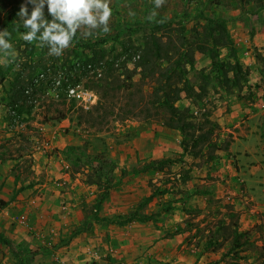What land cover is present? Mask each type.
<instances>
[{
	"label": "rangeland",
	"instance_id": "rangeland-1",
	"mask_svg": "<svg viewBox=\"0 0 264 264\" xmlns=\"http://www.w3.org/2000/svg\"><path fill=\"white\" fill-rule=\"evenodd\" d=\"M22 3L0 0V31L11 33L19 52L15 63L0 64V115L7 121L1 129L10 137L2 144L1 176L14 180L0 198V233L15 250L0 243V264H264V0H166L159 9L153 0H112L110 33L78 34L59 58L8 26L11 7ZM153 10L158 15L150 21ZM216 18L226 21L239 82L226 66L223 85L207 36V51L194 50L195 61L186 66L194 93L175 104L192 111L184 152L180 132L152 108V80L137 74L128 81L126 71L154 28L162 38L198 45L208 34L207 19ZM15 21L23 25L18 12ZM215 49L218 60L234 64L227 48ZM18 74L30 80L21 115L7 106ZM104 76L117 84L107 99L93 87ZM68 87L94 92L96 103L81 108L67 97ZM163 159L171 162L162 171L132 173ZM134 211L151 219L122 226L94 221L95 214ZM86 221L91 226L74 234Z\"/></svg>",
	"mask_w": 264,
	"mask_h": 264
},
{
	"label": "trees",
	"instance_id": "trees-1",
	"mask_svg": "<svg viewBox=\"0 0 264 264\" xmlns=\"http://www.w3.org/2000/svg\"><path fill=\"white\" fill-rule=\"evenodd\" d=\"M9 4V3H8ZM7 3L4 4L3 7H6ZM17 12H19V9L15 8L14 6L11 7V11L7 15V21L8 26L11 27L16 32L19 33H25L27 32V29L23 27V25L16 24V15ZM207 25H208V34L204 37V40L200 41V43L197 45H186L185 38L181 37L180 42L176 43L174 40H171L169 34L165 35V37L158 36L156 33V29L154 28L151 33H149L143 42V45L136 47L135 55L138 56L137 61L134 63L133 68L131 71H126V79L128 81H131L132 77L135 75H140L146 79H151L153 86L151 91V104L152 108L154 110L162 111L166 114V120L164 122L165 126L178 130L180 134L182 135V141H183V151L185 152L187 150V143L185 140V136L187 135L185 133L186 131V124L185 121L186 118L190 117L192 115V111H189L190 109H179L175 106V104L182 98V94H186L188 96H191V93H194L192 87L189 86L188 82L186 81V75L188 72V69L186 66H189V69L192 67L195 56H194V50H197L199 52H206L207 49H205V44L207 36L212 38V44L211 48L209 49V53H207L212 60V63L215 67V70L219 77H222V83L223 85H226L229 82L228 74H227V68H233L235 69L234 75H235V83L238 84L239 78V65H238V59H237V52L235 47L233 46L232 40L227 32L226 29V21L222 18H216V19H207ZM132 28L135 27L131 26ZM169 31V29H168ZM211 33H216V37H213ZM216 46H223L228 49L230 52L229 55L234 59V64L232 63H225L220 60H218V52L216 51ZM86 47V46H85ZM213 47V48H212ZM77 56V55H76ZM78 58V57H77ZM227 66V68H226ZM113 69L108 67L107 73L110 74V72ZM109 78L103 77L98 79L99 81L96 82V84L93 85V87L96 88V90H99L100 98L101 99H107L109 95H111V91L114 90L113 85L115 84L114 81H108ZM29 79L27 77H24L21 74H18L16 76L11 85H10V91L7 94L8 97V103L7 106L10 107V109L17 113V115H21L23 111V104L20 105V101H24L26 94H28V85ZM131 83L129 82L130 87ZM181 84V86H179ZM117 85V84H115ZM200 90L204 92L205 87L200 86ZM200 91V93H201ZM200 95H197L199 97ZM103 106V101H99L97 106ZM96 109L95 111H99L101 107ZM105 106V105H104ZM29 113V111H28ZM64 118L63 115H61L60 119ZM92 118V121L95 120V118L91 115L89 119ZM170 159H163V160H157V161H150L148 164L144 165L141 169L138 170H132L133 174H139L147 171L148 169H155L158 171H162L163 167L170 163ZM100 172L101 168L97 169ZM101 182V177L98 178V181ZM108 181V180H107ZM104 195V194H103ZM152 199V196H148L142 200V202L139 204L138 208L143 207L145 204H147ZM103 202V197L96 200V203L94 205L95 213L99 212L101 208V204ZM4 206V204H3ZM94 215V221L99 223L102 221H105L107 223H113L119 226L125 225L129 223L132 220H136L139 222H145L150 220V217L141 216L137 213V211L131 212L123 217L115 216L114 218H99L97 215ZM116 218H119L117 220ZM82 227H78L75 230L74 234H77L79 232L85 231L88 229V227L91 226L89 221H86L82 224ZM241 236V233H236L234 237V241L237 242L236 246H241V243L237 240V238ZM0 243H3L5 246L9 248V250L13 253H15L13 244H11L1 233H0ZM211 241L206 245H210ZM208 246H206L207 248ZM17 256H19V253H17ZM25 264V263H22Z\"/></svg>",
	"mask_w": 264,
	"mask_h": 264
},
{
	"label": "clouds",
	"instance_id": "clouds-1",
	"mask_svg": "<svg viewBox=\"0 0 264 264\" xmlns=\"http://www.w3.org/2000/svg\"><path fill=\"white\" fill-rule=\"evenodd\" d=\"M154 9L164 6L166 0H153ZM112 0H24L18 16L27 32L22 34L28 44L38 49H47V54L62 57L73 46L79 34L92 37L97 31L108 34L113 16ZM31 5V10H29ZM134 17L135 13L129 11ZM158 13L153 10L148 19L155 20ZM19 52L11 42L9 31H0V64L15 63Z\"/></svg>",
	"mask_w": 264,
	"mask_h": 264
},
{
	"label": "built area",
	"instance_id": "built-area-1",
	"mask_svg": "<svg viewBox=\"0 0 264 264\" xmlns=\"http://www.w3.org/2000/svg\"><path fill=\"white\" fill-rule=\"evenodd\" d=\"M66 95L70 100L75 101L78 106L85 110H88L97 101V96L94 92L79 87H68Z\"/></svg>",
	"mask_w": 264,
	"mask_h": 264
},
{
	"label": "crops",
	"instance_id": "crops-1",
	"mask_svg": "<svg viewBox=\"0 0 264 264\" xmlns=\"http://www.w3.org/2000/svg\"><path fill=\"white\" fill-rule=\"evenodd\" d=\"M7 92H8V90H6V94H7ZM6 125H7V121H6L5 117H2V115H0V157L1 158L2 157H5L4 152L6 151V148L3 147L2 144L6 143V141H8L7 139L10 138L7 135H5V136H4V134L2 135V133H5V130H2L1 128L4 129L6 127ZM3 174L5 175L6 174V171H4V170L2 171L1 170V167H0V186H1L2 182L3 183L5 182V185L2 187V191L0 192V198H5V196H7V189L10 187V185L14 181L13 179H11L12 180V183H8V182H10L9 181L10 180V177H7L6 178L7 175L2 177L1 175H3ZM162 244H164V243H162L160 241L159 245L162 246ZM168 249H169V247L165 251H167ZM175 250H176V248H175ZM170 251H173V250L171 249Z\"/></svg>",
	"mask_w": 264,
	"mask_h": 264
}]
</instances>
